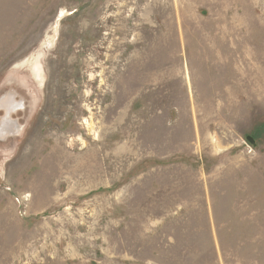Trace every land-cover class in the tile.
Instances as JSON below:
<instances>
[{
    "label": "rangeland",
    "instance_id": "obj_1",
    "mask_svg": "<svg viewBox=\"0 0 264 264\" xmlns=\"http://www.w3.org/2000/svg\"><path fill=\"white\" fill-rule=\"evenodd\" d=\"M4 121L0 264H264V0H0Z\"/></svg>",
    "mask_w": 264,
    "mask_h": 264
},
{
    "label": "bare ground",
    "instance_id": "obj_2",
    "mask_svg": "<svg viewBox=\"0 0 264 264\" xmlns=\"http://www.w3.org/2000/svg\"><path fill=\"white\" fill-rule=\"evenodd\" d=\"M55 30H57V29H55ZM54 30V31H55ZM57 33V32H56ZM56 39V38H55ZM56 41V40H55ZM40 61L39 60H36L35 62H33V67H32V69H33V71H34V73L36 74V76H37V78H39V79H41L42 80V78H43V76H42V70H41V64L39 63ZM8 82V81H7ZM9 84V83H8ZM39 86H41V85H39ZM8 113V116L10 115V111L9 112H7ZM6 121H4L3 122V124H2V126L0 127V136H7L11 131H10V129L9 128H7V125H6V123H5Z\"/></svg>",
    "mask_w": 264,
    "mask_h": 264
},
{
    "label": "water",
    "instance_id": "obj_3",
    "mask_svg": "<svg viewBox=\"0 0 264 264\" xmlns=\"http://www.w3.org/2000/svg\"><path fill=\"white\" fill-rule=\"evenodd\" d=\"M250 141L252 142V139H250Z\"/></svg>",
    "mask_w": 264,
    "mask_h": 264
}]
</instances>
